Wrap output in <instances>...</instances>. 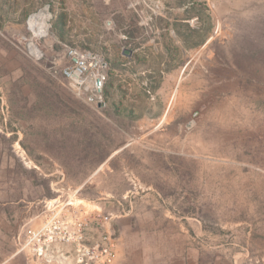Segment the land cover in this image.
<instances>
[{"label":"rangeland","instance_id":"rangeland-1","mask_svg":"<svg viewBox=\"0 0 264 264\" xmlns=\"http://www.w3.org/2000/svg\"><path fill=\"white\" fill-rule=\"evenodd\" d=\"M68 46L107 61L101 102ZM60 185L112 220L115 264H264V0H0V264Z\"/></svg>","mask_w":264,"mask_h":264},{"label":"built area","instance_id":"built-area-1","mask_svg":"<svg viewBox=\"0 0 264 264\" xmlns=\"http://www.w3.org/2000/svg\"><path fill=\"white\" fill-rule=\"evenodd\" d=\"M63 77L92 104L103 100L108 63L92 50L68 46ZM45 201V216L31 225L20 242L27 264H115L121 240L112 220L83 208L78 191L63 185ZM83 201V200H82Z\"/></svg>","mask_w":264,"mask_h":264},{"label":"bare ground","instance_id":"bare-ground-1","mask_svg":"<svg viewBox=\"0 0 264 264\" xmlns=\"http://www.w3.org/2000/svg\"><path fill=\"white\" fill-rule=\"evenodd\" d=\"M50 18L49 13L47 12H40L34 14L29 20V27L30 30L35 38L45 37L48 34V19ZM29 51L33 55H39V49L34 43H29ZM82 203H87L82 201Z\"/></svg>","mask_w":264,"mask_h":264},{"label":"water","instance_id":"water-1","mask_svg":"<svg viewBox=\"0 0 264 264\" xmlns=\"http://www.w3.org/2000/svg\"><path fill=\"white\" fill-rule=\"evenodd\" d=\"M126 53H127V54H130V52H129V51H126Z\"/></svg>","mask_w":264,"mask_h":264}]
</instances>
